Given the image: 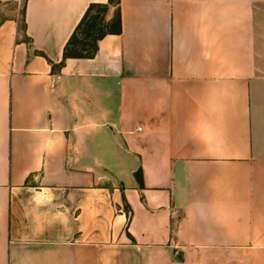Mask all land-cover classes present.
<instances>
[{"label":"crops","instance_id":"1","mask_svg":"<svg viewBox=\"0 0 264 264\" xmlns=\"http://www.w3.org/2000/svg\"><path fill=\"white\" fill-rule=\"evenodd\" d=\"M107 2L0 20V264H264V0H121L53 71Z\"/></svg>","mask_w":264,"mask_h":264},{"label":"trees","instance_id":"2","mask_svg":"<svg viewBox=\"0 0 264 264\" xmlns=\"http://www.w3.org/2000/svg\"><path fill=\"white\" fill-rule=\"evenodd\" d=\"M121 0H108L107 3H91L82 19L76 26L65 45L63 59L60 63H52L53 71H59L68 58H92L99 49V41L107 34L122 31ZM111 8L114 15L107 19ZM23 20L19 23V32L28 41L26 34L25 2L23 6Z\"/></svg>","mask_w":264,"mask_h":264},{"label":"rangeland","instance_id":"3","mask_svg":"<svg viewBox=\"0 0 264 264\" xmlns=\"http://www.w3.org/2000/svg\"><path fill=\"white\" fill-rule=\"evenodd\" d=\"M24 2L25 0H17L9 5L4 6L2 9H0V20L5 17L13 16L14 14H16L18 9L21 12L19 18H20V22H22L23 20L22 11H23ZM21 34L23 35L22 32Z\"/></svg>","mask_w":264,"mask_h":264},{"label":"built area","instance_id":"4","mask_svg":"<svg viewBox=\"0 0 264 264\" xmlns=\"http://www.w3.org/2000/svg\"><path fill=\"white\" fill-rule=\"evenodd\" d=\"M138 129L141 130L142 129V126H140Z\"/></svg>","mask_w":264,"mask_h":264}]
</instances>
